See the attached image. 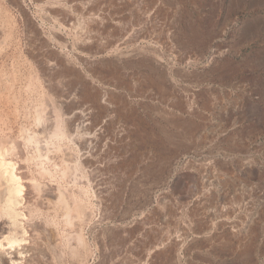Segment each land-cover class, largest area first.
<instances>
[{
	"label": "rangeland",
	"instance_id": "obj_1",
	"mask_svg": "<svg viewBox=\"0 0 264 264\" xmlns=\"http://www.w3.org/2000/svg\"><path fill=\"white\" fill-rule=\"evenodd\" d=\"M0 50V147L44 201L11 220L0 199L24 239L9 264H264V0H0ZM78 74L130 108L94 160L49 124Z\"/></svg>",
	"mask_w": 264,
	"mask_h": 264
},
{
	"label": "bare ground",
	"instance_id": "obj_2",
	"mask_svg": "<svg viewBox=\"0 0 264 264\" xmlns=\"http://www.w3.org/2000/svg\"><path fill=\"white\" fill-rule=\"evenodd\" d=\"M68 16V15H67ZM68 21H72V15L71 17H67ZM73 23V22H71ZM122 24V23H121ZM143 28V27H142ZM125 31V30H124ZM128 33V32H127ZM125 35L127 36V34L125 33ZM122 36V35H121ZM121 36L119 38H121ZM124 37V36H123ZM128 37V36H127ZM127 37H125L127 39ZM114 39V38H113ZM118 39V38H117ZM122 39V38H121ZM115 40V39H114ZM124 41H126L125 39H122ZM121 40V41H122ZM100 41V40H99ZM119 41V39H118ZM117 41V42H118ZM123 41V42H124ZM98 42V41H97ZM105 42V41H104ZM110 44L109 47L107 46L105 49L106 51L108 49H112L118 47L117 49L121 48L119 47V42L115 43V42H111L109 41ZM128 42V41H127ZM100 43V42H99ZM97 44V43H96ZM126 44V43H125ZM123 45V44H121ZM100 48L102 46H99ZM126 47V46H125ZM128 47V46H127ZM126 47V48H127ZM78 48V47H77ZM125 48V50H126ZM130 48V47H129ZM80 49V48H79ZM99 49V48H98ZM78 50V49H77ZM119 50H123V49H119ZM1 51V50H0ZM95 51V50H94ZM102 51V50H101ZM100 51V52H101ZM111 51V50H110ZM124 51V50H123ZM130 51V50H129ZM78 52V51H77ZM113 52V51H112ZM128 52V51H127ZM104 53V52H102ZM102 53H100V55H102ZM109 53V52H108ZM132 55V52H130ZM83 52H79L77 53L78 57L81 59V61L83 62V58H84V54ZM93 54V53H92ZM113 54V53H112ZM122 54V53H121ZM99 55V54H96ZM105 55V54H104ZM108 55V54H107ZM124 55V54H123ZM122 55V56H123ZM125 55L126 52H125ZM135 55V54H134ZM92 56V55H91ZM118 56V55H117ZM120 56V55H119ZM90 57V55L88 56ZM95 57V56H94ZM121 57V56H120ZM97 58V57H96ZM95 58V59H96ZM131 58V57H130ZM51 59V58H50ZM69 59V58H68ZM79 59V60H80ZM83 59V60H82ZM121 59V58H120ZM123 59V58H122ZM127 59V58H126ZM124 59V60H126ZM45 60V59H44ZM56 60V59H55ZM67 60V59H66ZM78 60V61H79ZM93 60V59H91ZM106 60V59H105ZM118 60V59H117ZM48 61V60H47ZM59 61V60H58ZM89 61V60H88ZM127 61V60H126ZM46 62V61H45ZM61 62V61H59ZM66 62V61H65ZM74 62V61H73ZM80 62V61H79ZM87 62V61H84ZM119 62V61H118ZM63 63V60H62ZM89 62H87L88 64ZM126 64V63H125ZM46 65V64H44ZM128 65V64H127ZM70 65H68L69 67ZM75 66V65H74ZM57 63L54 62V60H50L47 63V70L49 73H55L57 70ZM65 68V66H64ZM67 68V67H66ZM46 70V71H47ZM65 70V69H63ZM74 70V69H73ZM45 71V72H46ZM62 71V70H61ZM60 71V72H61ZM66 71V70H65ZM72 71V70H71ZM89 71V70H88ZM59 72V71H58ZM70 72V71H69ZM77 72V71H76ZM75 72V73H76ZM64 73V72H63ZM67 73V71H66ZM71 73V72H70ZM83 73V72H82ZM51 74V75H52ZM57 74V72L55 73ZM30 75V74H29ZM47 75V74H46ZM73 75V74H72ZM85 75V73L83 74ZM91 75V74H90ZM47 76H50L49 74ZM61 74H57V77H60ZM29 77V76H28ZM70 77V76H69ZM89 77V76H88ZM87 76L84 77L80 74L75 75V81L72 80V83L70 85H68L67 83V90L66 91H62L59 92V94H57L56 96V100L55 103L52 104L53 107H50L51 105H49V107L51 108V111L53 112V119L50 120L51 123H49L53 129V134L54 136H56V139L58 137L59 140L64 139V136H69L70 138H73V140H75L77 147H78V152L80 151L82 153L83 159H95L97 157V153L106 149L108 143L111 141L112 138V132H111V127L114 126L115 122L117 121V119L120 117H124L126 116L129 112H130V108L128 106H126L121 100L118 102L114 103V98L115 96H112L108 91H104L103 93H96L95 88L93 89L92 84L89 83ZM93 78V77H92ZM97 78V77H96ZM29 79V78H28ZM34 79V78H33ZM63 78H60V80ZM72 79V78H71ZM95 79V78H93ZM92 79V80H93ZM14 80V79H13ZM64 80V79H63ZM66 80V79H65ZM91 80V78H90ZM51 81V80H50ZM53 81V80H52ZM55 81V80H54ZM58 81V80H57ZM65 82V81H64ZM91 82V81H90ZM94 82V81H93ZM111 82V81H110ZM47 83V82H46ZM69 83V82H68ZM103 83V82H102ZM27 84V83H26ZM57 84V83H56ZM58 84H61L58 83ZM57 84V85H58ZM99 85V84H98ZM95 86V85H93ZM109 86V85H108ZM112 86V84H111ZM59 87V86H58ZM63 87V86H62ZM98 87V86H97ZM25 88V87H24ZM27 88V87H26ZM115 88V87H113ZM61 89V88H60ZM102 90V89H101ZM106 90V89H105ZM109 90V89H108ZM113 90V89H111ZM51 91V90H50ZM58 93V91H56ZM55 92V93H56ZM100 92V91H99ZM117 96V95H116ZM54 97V94H53ZM47 98V97H46ZM51 100V99H50ZM51 102V101H50ZM49 102H47L48 104ZM52 103V102H51ZM45 105V104H44ZM44 105H41L42 107H45ZM48 108V107H46ZM40 109V107H39ZM44 110V108H43ZM46 110V109H45ZM48 110V109H47ZM42 111V110H41ZM50 111V110H48ZM44 112V111H42ZM48 114V113H47ZM52 114V113H51ZM38 116V115H37ZM44 116V115H43ZM51 116V115H50ZM44 117H48L45 116ZM42 118V116H41ZM38 119V118H37ZM47 119H50L47 118ZM46 119V120H47ZM1 122V121H0ZM6 122V121H5ZM65 124V127L63 126ZM41 124V123H40ZM43 124V123H42ZM46 125V124H45ZM44 126V125H43ZM48 126V125H47ZM8 127V126H7ZM49 127V126H48ZM116 128V127H115ZM11 131V130H10ZM44 132H42L43 134ZM46 133V132H45ZM37 135V134H36ZM26 136V135H25ZM33 137V135H32ZM43 137V136H42ZM41 137V138H42ZM53 137V136H52ZM64 137V138H63ZM6 138V137H5ZM20 138V137H19ZM30 138V137H29ZM34 138V137H33ZM32 138V139H33ZM40 138V139H41ZM47 138V136H46ZM49 138V137H48ZM62 138V139H61ZM9 139V138H8ZM39 139V138H38ZM51 139V137H50ZM54 139V138H53ZM113 139V138H112ZM6 140V139H5ZM5 140H4V144H5ZM25 140V139H24ZM27 140V138H26ZM35 140V139H34ZM1 141H3L1 139ZM14 141V139H13ZM17 141V140H16ZM15 141V142H16ZM28 141V140H27ZM26 141V142H27ZM37 141V139H36ZM7 142V141H6ZM9 142V141H8ZM7 142V143H8ZM60 142V141H59ZM66 142V141H65ZM2 143V142H1ZM13 143V142H12ZM58 143V142H56ZM10 144V143H9ZM17 144V143H16ZM27 144V143H26ZM1 145V144H0ZM8 145V144H7ZM6 145V146H7ZM15 145V144H13ZM12 147V146H10ZM18 148V147H17ZM59 148V147H58ZM4 148L0 147V199L3 203H5L4 205V210L2 212L1 215H6L8 216V218H10L11 220L22 217L25 218L27 215L29 216V212H27L26 216L25 213H23L22 211L20 212H16L14 210L10 212V210L13 209V207L15 206H23L22 202L26 203L25 205L31 204V205H37L36 208H38V206H40L41 202L40 201V195H39V191L41 192V190L39 189V183H37L38 181L35 180L33 177L31 178V176L29 177L27 175V173L25 172L24 169L20 170V168L17 167V163L10 161L7 158V154L3 151ZM20 149V147H19ZM60 149V148H59ZM109 149V147H108ZM8 150V149H7ZM10 150V149H9ZM13 150V149H12ZM15 151V150H14ZM23 151V150H22ZM65 151V150H63ZM13 152V151H12ZM8 153V152H7ZM11 153V152H10ZM36 153V152H35ZM80 153V154H81ZM14 154V153H13ZM19 154L20 151H19ZM97 154V155H96ZM22 155V154H21ZM101 155V153H100ZM99 155V156H100ZM14 156V155H13ZM17 156V155H16ZM30 156V155H28ZM69 156V155H68ZM22 157V156H21ZM24 157V156H23ZM45 156L39 157L42 158ZM72 157V156H71ZM109 157V156H108ZM18 158V156H17ZM63 158V157H62ZM111 158V157H110ZM25 159V158H23ZM34 159V158H32ZM67 159V158H66ZM69 159V158H68ZM72 159V158H71ZM116 159V158H115ZM29 160V159H28ZM45 160V159H44ZM103 160V159H102ZM113 160V159H112ZM20 161V160H19ZM70 161V159H69ZM86 161V160H85ZM92 161V160H91ZM106 161V160H105ZM23 162V161H22ZM41 162V161H40ZM48 162V160H47ZM61 162V160H60ZM71 162V161H70ZM94 162V161H93ZM62 163V162H61ZM81 165V162H79ZM92 163V162H91ZM86 164V163H85ZM88 164V163H87ZM99 164V163H98ZM65 165L67 166V168L74 164L68 163L67 161L65 162ZM79 165V166H80ZM23 166V165H22ZM21 167V166H20ZM73 167V166H72ZM81 167V166H80ZM83 167V166H82ZM23 168V167H22ZM25 168V167H24ZM56 168V167H55ZM47 169V168H46ZM81 169V168H80ZM28 170V169H27ZM43 170V169H42ZM69 170V169H68ZM71 170V169H70ZM79 170V167H78ZM29 171V170H28ZM65 172L61 171L64 176H67V172L66 170H64ZM48 172V171H47ZM38 173V175L40 174V172H35ZM34 173V174H35ZM42 173H46V172H42ZM73 173V171H72ZM76 172H74L75 174ZM47 174V173H46ZM45 174V175H46ZM50 174V173H49ZM52 174V173H51ZM7 175V179L8 181L11 183L10 187L7 189V191L5 190L6 188H4V176ZM37 175V176H38ZM48 175V174H47ZM46 175V176H47ZM69 175V174H68ZM43 176V174H42ZM63 176V175H62ZM70 176V175H69ZM73 176V175H72ZM84 176V175H83ZM41 177V175L39 176ZM68 177V176H67ZM65 178V177H64ZM77 178V177H76ZM60 179V178H59ZM63 179V177H62ZM70 179V178H69ZM75 179V178H74ZM52 180V178H51ZM5 181V180H4ZM7 181V182H8ZM54 181V180H53ZM65 181V180H64ZM7 183V184H10ZM68 183V182H67ZM81 184V183H80ZM59 185V184H58ZM6 186V185H5ZM49 186V184H48ZM8 187V186H7ZM43 187V186H41ZM50 187V186H49ZM52 187V186H51ZM53 189L50 190V195L51 197L54 198L55 202H53L54 204H57L58 206L61 207V209H63L64 213L62 210H60L63 215L66 217H64L66 220L65 222H67V224H69L71 226V224L73 222H75V219H78L79 221H81L82 219L85 218L86 216V207L83 203H81V201L79 200H75V198H72V196H68V194L64 193L62 190L57 189L52 187ZM59 188V187H58ZM46 189V187H45ZM41 194V193H40ZM43 194V191H42ZM48 195V194H47ZM43 196V195H42ZM45 196V195H44ZM43 196V197H44ZM52 198V199H53ZM70 198H72L73 200H71ZM43 199V198H42ZM51 199V198H50ZM51 199V200H52ZM46 200V198H45ZM38 201H40L39 205H38ZM48 201V200H47ZM53 201V200H52ZM51 201V202H52ZM44 202V201H43ZM42 202V204H44ZM48 202H45V205L51 204ZM1 203V202H0ZM33 203H37V204H33ZM53 204V205H54ZM52 205V204H51ZM52 205V206H53ZM3 206V204L1 205V207ZM50 206V207H52ZM56 206V207H58ZM0 207V208H1ZM28 207V206H26ZM46 207L50 208L48 205H46ZM31 208V206L29 205V209ZM35 207H33L32 209H34ZM40 208V207H39ZM38 208V209H39ZM89 208V207H88ZM28 209V210H29ZM31 209V211H32ZM38 209H36L38 211ZM58 209V208H56ZM2 210V209H0ZM27 210V209H26ZM48 210V209H47ZM30 211V212H31ZM44 211V210H43ZM1 212V211H0ZM13 212V213H12ZM33 212V211H32ZM31 212V213H32ZM35 212V211H34ZM33 212V213H34ZM58 213V212H57ZM31 215V214H30ZM62 215V217H63ZM27 216V218H28ZM32 217V215H31ZM34 217V216H33ZM61 217V219H62ZM89 217V216H88ZM0 218H4V217H0ZM7 218V217H5ZM30 218V217H29ZM51 218V217H50ZM88 219V218H86ZM5 220V219H4ZM26 220V219H25ZM30 220V219H29ZM34 221V220H33ZM77 221V220H76ZM82 222V221H81ZM3 223V221H2ZM33 222L29 223L32 225ZM41 222H39L40 224ZM52 223V222H51ZM5 220L4 224L0 223V233H1V237H0V263H5V264H9V262H7L6 259H3L4 257L2 256V253H6L7 255L9 254H13V252H20V250L18 248H21L22 243L24 241V239H19L16 238L12 235V232L14 231V229H11V227L8 226V224ZM21 225V224H20ZM24 225V223H23ZM11 226V225H10ZM22 226V225H21ZM64 226V225H63ZM83 226V225H82ZM46 227V226H45ZM46 229V228H45ZM37 231V230H35ZM42 231V230H41ZM24 232V230H23ZM30 232V231H29ZM32 232V231H31ZM14 233V232H13ZM26 233V231L24 232ZM55 233V231H54ZM46 234V233H45ZM38 236V234H35V236ZM60 235V234H59ZM30 233L28 238L30 237ZM78 236V234H77ZM23 237V236H22ZM34 237V236H33ZM32 237V238H33ZM57 238V236H54V239ZM77 238V237H76ZM76 238L74 240H76ZM78 239L81 241V237L78 236ZM29 240V239H28ZM31 240V239H30ZM36 240V239H35ZM57 239H55L56 241ZM72 241V240H71ZM30 242V241H29ZM58 242V241H57ZM79 243V242H78ZM81 244H83V242H80ZM31 245V243H30ZM41 245V244H40ZM58 245V244H57ZM21 246V247H20ZM32 246V245H31ZM30 246V247H31ZM35 246V245H34ZM37 246V245H36ZM78 246V245H77ZM33 247V246H32ZM39 247V246H38ZM56 247V246H55ZM81 247V246H79ZM83 248V247H82ZM85 248V247H84ZM26 249V248H25ZM81 249V248H80ZM60 250V249H59ZM72 251V250H70ZM26 252V251H25ZM4 253V254H5ZM76 253V252H75ZM20 254V253H18ZM18 254L16 255H11V257H13L12 259H16L14 261H12L11 263H15L18 262L19 259H17L16 257H18ZM55 254V253H54ZM24 255V254H23ZM72 255H74L72 253ZM85 255V254H84ZM77 257L78 260V255H75ZM3 257V258H2ZM81 257V256H79ZM84 257V256H83ZM22 258V257H21ZM24 258V257H23ZM10 263V264H11ZM21 262H18V264H20ZM80 263V262H79ZM48 264V263H47Z\"/></svg>",
	"mask_w": 264,
	"mask_h": 264
}]
</instances>
